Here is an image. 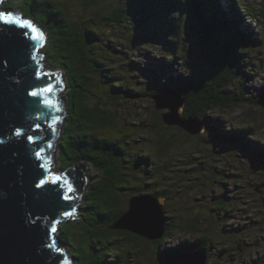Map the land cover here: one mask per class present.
<instances>
[{
	"label": "trees",
	"instance_id": "1",
	"mask_svg": "<svg viewBox=\"0 0 264 264\" xmlns=\"http://www.w3.org/2000/svg\"><path fill=\"white\" fill-rule=\"evenodd\" d=\"M76 1L83 13L79 21L71 20L67 3L61 0H21L19 7L5 1L1 3H4L3 11H18L23 18L30 19L46 32V63H53V69H60L65 75L67 110L58 141V170L85 163L98 175L83 196L80 219L62 223L57 234L59 240L63 246H68L72 236L76 237L78 242L73 246L76 249L72 255L74 264H143L146 254L144 249L138 248L141 242L154 246L153 254L159 264L165 257L180 253L204 252L209 258L218 248L205 234L166 247L175 232L187 233L189 237L193 233L192 226H172V219L168 217L164 237L153 243L110 229L127 210L122 209L125 203L120 196L130 199L149 195L166 199L169 203L177 196L174 191L178 185L165 189L157 182H164L165 176L174 171L175 164L181 162L176 141L168 138L162 130L186 138L188 135L178 128L164 126L162 115L156 112L151 123L142 121L139 125L143 134L155 136V144L150 143L151 152L138 149L131 153L129 142L113 135L117 130V119L110 107H115L124 98L142 95L128 89L121 81L116 64L120 56L116 49L112 57L104 54V47L108 50L114 48L104 42V38L109 42L104 35L115 28L135 34L130 39L132 43L143 44L148 49L168 50L166 55L171 66L180 64L184 69L192 66L196 48L207 69L196 68L190 76L174 77L178 83L175 87L167 81L161 88L181 92L185 102L184 116L203 120L205 128H209V114L215 110H229L244 102L264 108V87L260 97L247 100L243 95L229 97L224 93L239 75L245 55L254 45L261 44V40L256 41L243 30L241 13L246 10L239 0H225L228 2L226 7L220 4L221 0H115L120 6L105 13L102 7L114 0ZM87 15L90 17L85 19ZM250 16L261 25L260 36L264 41V5ZM173 39H176L175 43ZM256 68L260 69L261 65ZM98 85L103 87L102 96L96 93ZM255 128L254 124L247 129L225 131L215 126L214 130L216 138L227 147H242L249 132L255 135ZM185 156L189 158V155ZM191 161L187 160L184 165L191 166ZM130 168L141 170L149 177L150 183L148 180L144 187H127L125 171ZM215 205V212L224 207L222 203ZM65 224H71L73 232L65 230ZM217 253L223 264H236L230 251L218 249Z\"/></svg>",
	"mask_w": 264,
	"mask_h": 264
},
{
	"label": "rangeland",
	"instance_id": "2",
	"mask_svg": "<svg viewBox=\"0 0 264 264\" xmlns=\"http://www.w3.org/2000/svg\"><path fill=\"white\" fill-rule=\"evenodd\" d=\"M20 1L6 0L5 3L17 4L19 7ZM61 1L67 3L71 20L79 21L83 14L80 4L76 0ZM239 1L246 10V13H241L243 15L241 24L243 30L248 31L256 41L261 40V44L254 45L251 52L245 55L246 59L239 68V75H236L233 85L224 90V93L229 97L243 95V99L247 100L260 97L264 87V41L260 36L261 25L250 16L262 9L264 0ZM220 4L226 7L228 2L221 0ZM2 5L4 3L0 4V12H3ZM117 6L120 4L114 0L103 6L102 10L106 13ZM10 13L21 15L18 11ZM89 17L90 15H87L85 19ZM112 35L115 36L114 39ZM105 36L109 42L105 38L104 42L114 48L108 50L104 47V54L112 57V52L116 49L115 51L120 56L116 64L121 73V81L126 83L128 89L142 95L138 98H124L115 107H110L115 112L117 119V130L113 132V135L127 140L131 153H136L138 149L151 152L153 148L150 143L156 141L155 136L149 133L143 134L139 125L142 121L151 123L152 115L155 112L157 115L165 113L155 110L151 96L162 92L161 85L167 81L172 82L175 87L178 83L174 77L190 76L196 68L206 70V63L200 58L199 52L195 48L190 69H184L180 64L171 66L166 55L168 50L148 49L143 44L132 43L130 39L136 36L135 34L115 28L110 34L105 32ZM174 41L176 39H173ZM46 43L41 51L42 61L47 67L53 69V63H46ZM258 65H261L260 69L256 68ZM62 76L65 83V96L68 88L63 71ZM98 86L96 93L102 96L103 87ZM66 106L65 96V116ZM209 118V128H205L204 133L198 136L188 135L186 138L181 134L162 130L168 138H174L176 141V152L178 158L181 159L180 163L175 164L174 171L165 176L164 182L157 180L165 189L168 186L170 188V185H178L174 191L177 196L166 207V217L172 219L171 225L174 227L192 226L191 230L194 233V236L191 233L192 235L189 237L187 233L175 232L166 247L205 234L220 251L224 249L230 251L236 264H264L261 263L264 261V108L244 102V104L229 110H215L209 114ZM64 124L63 121L62 129ZM254 124L256 125L255 135L249 132L242 147H227V144L225 145L215 136V126L219 130L231 131L238 128L247 129ZM58 149L57 144L52 158V167L56 172H59L60 165ZM185 155H189V158L186 159ZM187 160H192L191 166L184 165ZM89 168L92 170L91 167ZM190 169L195 172H190ZM125 178L127 187L130 188L144 187V184L149 180V177L144 176L141 170L132 168L125 171ZM92 182H89L87 186ZM120 198L125 203L124 208L122 207L124 210L127 208L126 201L129 197L120 196ZM220 203L224 207L215 212L216 205L214 206V204ZM70 225L65 224L64 228L68 232H73ZM69 242L68 246H64L65 252L71 260V264H74L75 260L72 255L76 248L73 246L74 244L76 246L78 241L73 235ZM138 248L144 249L146 254L143 264H159L153 254V245L141 242ZM218 249L213 250V254L208 258L206 264H223V261L217 258Z\"/></svg>",
	"mask_w": 264,
	"mask_h": 264
},
{
	"label": "water",
	"instance_id": "3",
	"mask_svg": "<svg viewBox=\"0 0 264 264\" xmlns=\"http://www.w3.org/2000/svg\"><path fill=\"white\" fill-rule=\"evenodd\" d=\"M46 38L22 15L0 12V264H71L57 234L62 223L80 219L87 184L98 177L85 163L59 172L51 166L65 122V83L61 70L42 61ZM151 99L156 111L165 112L164 126L192 137L204 133L203 120L184 116L178 90ZM165 202L132 197L110 229L160 241L166 232ZM207 260L204 252L180 253L162 264Z\"/></svg>",
	"mask_w": 264,
	"mask_h": 264
},
{
	"label": "flooded vegetation",
	"instance_id": "4",
	"mask_svg": "<svg viewBox=\"0 0 264 264\" xmlns=\"http://www.w3.org/2000/svg\"><path fill=\"white\" fill-rule=\"evenodd\" d=\"M166 200V199H165ZM168 201L166 200V202H165V212H166V207H167V205H168ZM168 223V222H167Z\"/></svg>",
	"mask_w": 264,
	"mask_h": 264
},
{
	"label": "bare ground",
	"instance_id": "5",
	"mask_svg": "<svg viewBox=\"0 0 264 264\" xmlns=\"http://www.w3.org/2000/svg\"><path fill=\"white\" fill-rule=\"evenodd\" d=\"M51 166H52V164H51Z\"/></svg>",
	"mask_w": 264,
	"mask_h": 264
}]
</instances>
